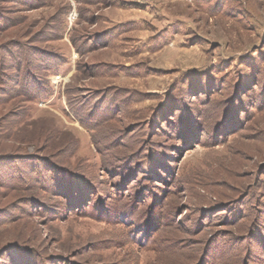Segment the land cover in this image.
Segmentation results:
<instances>
[{"label":"rangeland","instance_id":"rangeland-1","mask_svg":"<svg viewBox=\"0 0 264 264\" xmlns=\"http://www.w3.org/2000/svg\"><path fill=\"white\" fill-rule=\"evenodd\" d=\"M0 264H264V0H0Z\"/></svg>","mask_w":264,"mask_h":264},{"label":"trees","instance_id":"trees-1","mask_svg":"<svg viewBox=\"0 0 264 264\" xmlns=\"http://www.w3.org/2000/svg\"><path fill=\"white\" fill-rule=\"evenodd\" d=\"M45 93H44V91L43 90H41L40 88H39V90H37V97H35V98H33L34 100H37V99H39V98H45ZM32 99V100H33Z\"/></svg>","mask_w":264,"mask_h":264}]
</instances>
